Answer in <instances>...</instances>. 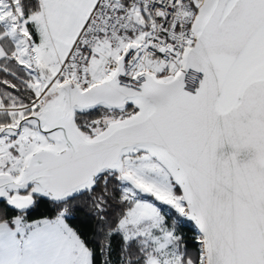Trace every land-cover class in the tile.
<instances>
[{"label":"snow or ice","instance_id":"1","mask_svg":"<svg viewBox=\"0 0 264 264\" xmlns=\"http://www.w3.org/2000/svg\"><path fill=\"white\" fill-rule=\"evenodd\" d=\"M0 264H264V0H0Z\"/></svg>","mask_w":264,"mask_h":264},{"label":"trees","instance_id":"2","mask_svg":"<svg viewBox=\"0 0 264 264\" xmlns=\"http://www.w3.org/2000/svg\"><path fill=\"white\" fill-rule=\"evenodd\" d=\"M42 210H43V209L37 210V212L34 213V215H39V214H40V211H42ZM192 230H193V226H192L190 223L187 224V225H185L184 231H185L188 235H191Z\"/></svg>","mask_w":264,"mask_h":264}]
</instances>
